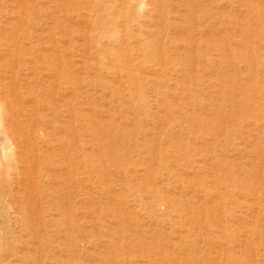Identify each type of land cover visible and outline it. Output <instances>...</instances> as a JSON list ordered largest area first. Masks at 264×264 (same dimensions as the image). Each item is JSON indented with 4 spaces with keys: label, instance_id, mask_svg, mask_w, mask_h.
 I'll use <instances>...</instances> for the list:
<instances>
[{
    "label": "rangeland",
    "instance_id": "obj_1",
    "mask_svg": "<svg viewBox=\"0 0 264 264\" xmlns=\"http://www.w3.org/2000/svg\"><path fill=\"white\" fill-rule=\"evenodd\" d=\"M0 75V264H264V0H0Z\"/></svg>",
    "mask_w": 264,
    "mask_h": 264
},
{
    "label": "bare ground",
    "instance_id": "obj_2",
    "mask_svg": "<svg viewBox=\"0 0 264 264\" xmlns=\"http://www.w3.org/2000/svg\"><path fill=\"white\" fill-rule=\"evenodd\" d=\"M11 85H15L14 79L9 83L3 80L0 75V151L4 154L10 152L13 148V143L10 141H13V135L16 132L14 112L16 109H20V104L13 99L14 96L10 97L11 92L15 89H13L15 86L10 87Z\"/></svg>",
    "mask_w": 264,
    "mask_h": 264
}]
</instances>
